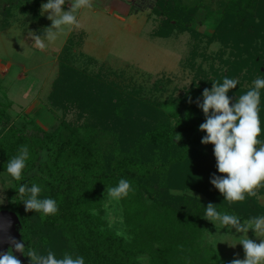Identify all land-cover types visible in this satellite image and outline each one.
I'll return each mask as SVG.
<instances>
[{
  "label": "trees",
  "instance_id": "trees-1",
  "mask_svg": "<svg viewBox=\"0 0 264 264\" xmlns=\"http://www.w3.org/2000/svg\"><path fill=\"white\" fill-rule=\"evenodd\" d=\"M201 11L203 21H218L208 41L221 42L229 53L225 58L222 50L211 60L219 61L218 68L199 69L176 111L167 112L156 91L146 92L106 63L83 55L85 37L75 32L58 56V76L42 110L56 119L53 130L24 111L14 114L10 99L0 109V174L7 173V162L20 146L27 145L30 152L22 180L9 176L8 203L0 206V212L19 217L26 250L44 253L50 248L58 258L70 252L83 256L85 264H141L142 256L150 264H228L202 246L205 207L211 202L220 212L238 210L235 215L248 219L255 198L246 194L245 201L229 205L210 183L213 174H223L216 167L214 145L201 143L206 133L199 125L205 116L196 101L203 102V90H210L213 81L227 77L239 81L227 94L234 103L256 78H264V0H157L156 33L168 38L190 32L201 41L203 35L192 29L200 24L196 18ZM198 49L199 43L187 65H195ZM260 93L258 139L264 140V89ZM11 115L14 123L8 120ZM18 122L31 123L33 129L29 133ZM175 134L181 135L179 141ZM121 178L134 189L120 199L129 238L104 221L99 195L101 187L116 186ZM33 183L42 187L41 198L57 201V214L25 211L16 190ZM259 189L264 194V187ZM189 190L205 199L186 194ZM258 213L263 215V209L258 207Z\"/></svg>",
  "mask_w": 264,
  "mask_h": 264
},
{
  "label": "rangeland",
  "instance_id": "rangeland-1",
  "mask_svg": "<svg viewBox=\"0 0 264 264\" xmlns=\"http://www.w3.org/2000/svg\"><path fill=\"white\" fill-rule=\"evenodd\" d=\"M43 3H47V0H0V109L5 108L7 100L10 99L14 103V114L24 111L35 117L38 125L47 131L53 130L57 123L54 117L42 111H45L44 102L58 76V56L66 39L73 32L85 37L80 51L83 55L106 63L133 84L144 87L146 92L156 91V96L164 103L162 107L167 112L180 108L176 102L192 88L193 79L200 68L209 70L212 64L215 69L218 68L219 61L211 60L222 50L226 52L225 58L228 57L229 50L225 49L221 42L208 41V38L213 36L218 21H203L204 11L196 18L200 24L192 25L193 30L203 35L201 41H197L190 32L175 33L168 38L161 32L156 33L160 24L159 18L153 12L157 0H93L91 8L85 7L78 11L80 26L72 30L65 26L64 32L55 41L48 43L46 50L42 51L33 45L34 41L29 33L43 34V29L51 26L47 14L42 15L40 11ZM63 8L65 11L69 10L68 0ZM197 43L198 54L192 67L187 65V61ZM169 100L172 103L165 105ZM8 120L15 122L12 115ZM22 125L29 133L33 129L31 123ZM41 157L42 160L47 158L46 154ZM11 186L9 175L0 174V196L5 198L4 203L0 204L2 207L8 203L7 191ZM106 188L101 187L99 190L103 219L111 229L129 238V234H125L120 200L110 199ZM259 190H256L257 195L262 199L254 197L253 212L248 211L251 217L256 216L258 207L259 210L263 209L264 215V194L259 193ZM171 193L182 195L185 192ZM187 193L205 199L198 192L189 190ZM247 210L248 208L245 209ZM235 211L230 214H235ZM237 216L242 221L246 218ZM202 227V246L210 247L206 252L210 253L213 249L223 256L228 264L237 257L244 259L242 245L229 246L238 242L234 235L235 229H232L233 234L227 228L217 232L214 224L206 219ZM248 236L259 243V238L252 230H249ZM13 253L22 264H28L24 255L14 251ZM140 263L150 264L149 257L142 256Z\"/></svg>",
  "mask_w": 264,
  "mask_h": 264
},
{
  "label": "clouds",
  "instance_id": "clouds-1",
  "mask_svg": "<svg viewBox=\"0 0 264 264\" xmlns=\"http://www.w3.org/2000/svg\"><path fill=\"white\" fill-rule=\"evenodd\" d=\"M68 2L70 8L67 11L63 8L66 0H47V3L41 5L40 11L42 15L47 14L51 26L44 28L43 34L29 33L34 46L42 51L46 50L48 43L55 41L64 32L65 26H68L69 30L80 26L77 14L81 8L93 6V0H68ZM238 83L237 79L227 77L223 78L222 83L213 81L210 90L207 88L203 90V102L196 101L205 116V122L199 125V130L206 133L201 143L214 145L216 167L218 172L223 174H213L210 183L223 195L229 205L245 201L246 194L249 197L262 199L257 195L256 190L264 187V140L258 139L261 134L258 106L260 90L264 89V78H256L253 81L254 86L232 103L227 94L235 89ZM180 139L181 135L175 134V141ZM29 159L28 146H20L17 154L7 162V174L14 180L21 181ZM16 191L26 212H37L48 216L55 215L59 211L55 199L41 198L43 189L36 183L31 186L20 184ZM130 192H134L132 184L124 178H121L116 186L106 188L108 197L113 200L123 199ZM4 199L0 196V204L4 203ZM202 218L212 222L217 232L227 228L233 234L232 229H235L234 235L238 242L229 246L242 245L244 259L237 257L229 264H264V215L242 221L235 214L218 211L216 205L210 202L205 207ZM249 230L259 238V243L249 238ZM7 242L10 247L7 252L0 253V264H22V261L14 255L13 249L27 257L29 264H85L83 256L73 255L70 252H64L58 258L50 248L44 253L35 248L26 250L24 240L20 241L11 236L8 237Z\"/></svg>",
  "mask_w": 264,
  "mask_h": 264
},
{
  "label": "water",
  "instance_id": "water-1",
  "mask_svg": "<svg viewBox=\"0 0 264 264\" xmlns=\"http://www.w3.org/2000/svg\"><path fill=\"white\" fill-rule=\"evenodd\" d=\"M19 226L20 220L15 213L7 210L0 212V253L6 252L10 247L7 242L9 236L14 237L17 240H21V235L18 230Z\"/></svg>",
  "mask_w": 264,
  "mask_h": 264
}]
</instances>
